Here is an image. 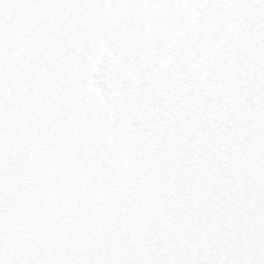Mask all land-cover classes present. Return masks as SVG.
I'll return each instance as SVG.
<instances>
[{
  "label": "snow or ice",
  "instance_id": "obj_1",
  "mask_svg": "<svg viewBox=\"0 0 264 264\" xmlns=\"http://www.w3.org/2000/svg\"><path fill=\"white\" fill-rule=\"evenodd\" d=\"M0 264H264V0H0Z\"/></svg>",
  "mask_w": 264,
  "mask_h": 264
}]
</instances>
